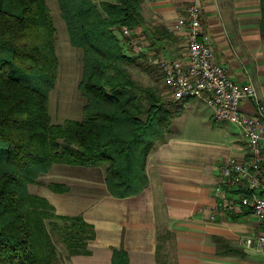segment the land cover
Wrapping results in <instances>:
<instances>
[{
  "label": "trees",
  "instance_id": "16d2710c",
  "mask_svg": "<svg viewBox=\"0 0 264 264\" xmlns=\"http://www.w3.org/2000/svg\"><path fill=\"white\" fill-rule=\"evenodd\" d=\"M141 2L57 0L69 41L82 51L78 89L84 103L80 119L52 123L48 94L58 61L46 1L0 0V264H57L53 229L67 256L88 252L92 225L80 215L56 214L45 197L27 189L52 164L104 165L106 187L117 197L146 184V155L164 139L173 103L180 101L161 98L153 86L140 87L119 65L136 60L117 36L120 25L143 26L151 41L173 38L144 20ZM259 10L264 33V0ZM49 186L64 190L60 183ZM46 219L62 223L50 221L48 228ZM156 238L157 264H172L166 248L171 236L157 232ZM110 264H128L122 247L113 248Z\"/></svg>",
  "mask_w": 264,
  "mask_h": 264
},
{
  "label": "crops",
  "instance_id": "0c3cea01",
  "mask_svg": "<svg viewBox=\"0 0 264 264\" xmlns=\"http://www.w3.org/2000/svg\"><path fill=\"white\" fill-rule=\"evenodd\" d=\"M190 1L142 0L144 20L173 36L151 41L143 26L135 28L142 43L139 55L152 66L157 67L161 58L186 56L185 30L178 27L177 19ZM197 2L201 37L211 44L229 77L253 83L264 106L259 0ZM123 49L133 57L138 55ZM152 55L159 58L152 59ZM201 103L193 98L173 103L174 112L185 105L201 113L181 117L174 129L172 114L164 139L156 140L146 155V184L134 194H110L104 165L54 163L36 182L27 184L28 191L45 197L56 214L80 215L93 227L88 252L69 256L66 264H110L112 250L118 247L126 251L128 264H157V232L171 236L166 248L172 264H261L263 255L243 243L244 238L258 234V219L246 208L226 210L231 201H237L242 187L221 183L220 177V166L229 158L247 159L243 130L235 123L214 120L212 111L202 109ZM241 108L252 113L254 102L243 101ZM42 176L47 179L43 184L39 182ZM50 183H60L64 190L56 191ZM219 184L220 192L215 190Z\"/></svg>",
  "mask_w": 264,
  "mask_h": 264
},
{
  "label": "built area",
  "instance_id": "2783aa9c",
  "mask_svg": "<svg viewBox=\"0 0 264 264\" xmlns=\"http://www.w3.org/2000/svg\"><path fill=\"white\" fill-rule=\"evenodd\" d=\"M185 30L186 56L165 57L157 63L158 77L164 87V97L173 102L199 98L212 108V118L239 125L246 139L247 159L231 157L220 166L221 183L240 185L237 201L226 210L237 206L252 212L259 222V232L246 237L243 243L263 255L264 264V106L251 81L240 83L228 76L226 68L217 61L214 50L201 37V10L197 0H191L184 14L177 19ZM118 34L123 44L135 53L142 50L140 36L135 29L120 25ZM254 102V111L246 112L241 102ZM221 184L215 190L220 192Z\"/></svg>",
  "mask_w": 264,
  "mask_h": 264
},
{
  "label": "rangeland",
  "instance_id": "374dc122",
  "mask_svg": "<svg viewBox=\"0 0 264 264\" xmlns=\"http://www.w3.org/2000/svg\"><path fill=\"white\" fill-rule=\"evenodd\" d=\"M45 1L55 29L54 49L58 61L54 85L48 94V111L50 114L51 122L61 123L65 119H80L82 116V105L84 103V98L82 97L78 89V83L82 75V51L81 48L73 46L69 41L66 24L60 15L57 0ZM92 1L98 5V3L102 0ZM116 33L118 34V32ZM146 34L150 38L151 33L147 31ZM146 34H144L145 37ZM117 36L120 37L119 34ZM152 44L153 43H151V46L153 47ZM127 51L134 52L129 48ZM140 53H137L138 55L136 56L135 62L122 61L119 63V65L128 71L130 77L135 81L137 85H139L140 87L153 86L156 90V93L161 98L166 99V97H164L165 89L158 77V67H156L155 64H153L155 65V67L152 66V64L149 63V59H146L144 56L139 55ZM138 58L139 60H137ZM158 58V56L152 55V59L157 60ZM137 61L139 62L137 63ZM193 99L199 101L200 103H203H201L202 109L208 108L210 111H212V108L205 101L199 98ZM192 112L194 114H197L199 111L194 108L187 109L185 105L179 111L174 112L173 110L174 117H172L171 119L172 128H176L177 124L181 122L182 118L190 117V114ZM177 113L181 115L178 116L179 114L177 115ZM46 180L47 179L42 176L39 182L43 184L46 182ZM50 221H55L57 224L62 223L57 219H46L45 222L48 228H50ZM58 233L59 232L57 229L51 230V236L57 246V254L60 256L59 259L56 260V263L66 264L69 256L71 255L67 256L68 252L65 248L64 243L60 241Z\"/></svg>",
  "mask_w": 264,
  "mask_h": 264
}]
</instances>
